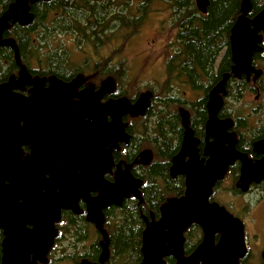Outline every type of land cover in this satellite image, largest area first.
<instances>
[{
  "label": "water",
  "instance_id": "water-1",
  "mask_svg": "<svg viewBox=\"0 0 264 264\" xmlns=\"http://www.w3.org/2000/svg\"><path fill=\"white\" fill-rule=\"evenodd\" d=\"M39 1L43 0H14L0 14V47L13 50L19 68L18 75L12 74L0 83V264H46L62 212L79 213L80 199L86 203V219L102 235L99 260L104 263L110 255L104 209L121 207L131 197L143 202V181L133 175L131 168L136 163L149 165L152 150H143L129 164L116 163L114 151L121 142L131 139L124 117L145 115L152 92H142L134 102L125 96L103 101L116 87L111 76L102 80L98 89L89 82L80 100L74 99L80 76L71 82L50 78L51 88L43 90L44 79L31 77L16 39L3 35L13 24H31V4ZM209 5L210 0H196L203 14ZM240 10L231 29V71L224 73L208 94L204 156L200 155L190 113L180 107L184 134L169 173L172 178L184 176L185 191L167 198L158 218L143 216L142 259L138 264H167L168 256L175 258V264H240L247 253L244 223L211 199L215 187L236 161L241 165L237 187L242 192L264 179V139L254 143V151L263 155L254 161L236 148L237 134L229 133L233 118L221 119L218 115L231 76L245 74L250 78L253 73L257 77L262 73L253 55L263 50L264 8L252 17L251 0H242ZM85 81L81 74V85ZM26 85L32 86L29 96L17 92ZM37 134L50 139L31 143ZM107 174H113V181L107 179ZM193 224L201 228L203 236L192 253L186 254L185 232ZM262 256L264 260V250ZM82 264L91 263L84 260Z\"/></svg>",
  "mask_w": 264,
  "mask_h": 264
},
{
  "label": "trees",
  "instance_id": "trees-1",
  "mask_svg": "<svg viewBox=\"0 0 264 264\" xmlns=\"http://www.w3.org/2000/svg\"><path fill=\"white\" fill-rule=\"evenodd\" d=\"M13 1L0 0V13L6 10ZM156 2H160V0H116L118 10L115 11L112 7V0L39 1L32 4L35 18L31 24L23 26L16 23L11 26L10 30H6L5 34L16 39L24 62L30 59L40 60L47 55L44 51L48 41V39L46 41V35L55 36L59 33L69 32L74 34L72 39L77 46L80 37L97 46L100 39L109 38L106 30L110 31L113 28L111 25L113 21H117L119 35L126 26L130 32H126L125 38L136 35L138 26L143 23L151 5ZM241 2L242 0H211L206 14L198 10L194 0H181L180 5L171 2L172 7L179 11L176 13L171 10L172 22L177 27V32L170 45L171 52L165 61L167 82H177L179 87L189 85L194 90L204 87V96L188 102L191 121L196 124V128L200 119V130H203L204 122L207 119V93L210 87L221 79L223 73L229 71L232 62L230 35L232 26L241 14ZM251 3L252 11L249 15L253 17L264 8V0H251ZM131 6L134 12L130 18L131 23H128L129 17L126 13L129 12L128 9H131ZM37 27L42 29L38 35L35 34ZM42 42H46V45L41 49ZM262 46L263 51L256 52L253 60L264 68V41ZM98 47L96 48L99 50ZM60 48V46L55 48L56 52L60 53ZM222 51L225 52L220 66L215 68L218 56ZM64 57L62 53L54 54L50 56V60L58 64L64 60ZM17 69L13 50L10 47H0V77H7L15 73ZM258 80L257 86L262 93L259 105L264 117V71ZM244 82L240 83L239 90L228 93L229 100L240 101L245 92H253L256 89V85L254 87L249 83L243 85ZM176 90L178 93L180 92L178 88ZM164 99L162 100V97L159 96L158 101L161 104H153L147 116L139 118L141 120L140 127L135 126L134 140L130 144L133 152L131 160L141 148L146 146L155 151L154 160L148 166L141 168L143 202L140 204L139 199L131 197L125 199L121 207H109L104 211L107 218L105 228L110 237V248L112 253L118 257L119 263L136 264L141 261L142 232L145 228L143 216L151 219L154 215L155 218H158L160 206L167 198L180 196L185 190L184 176L172 178L169 169L172 157L179 151L183 137L182 120L175 106L185 105L187 101L177 98V95L173 96V94L164 96ZM227 102L226 99V107L224 106L221 110L220 117L229 115ZM149 120H151L150 123ZM241 122L239 125L248 128ZM245 136L246 139L251 138L249 135ZM248 142L250 147L243 148L239 145L238 148L251 153L252 141L248 140ZM238 170L239 166H232L230 175L233 174L237 177ZM82 217V215L79 218L63 211L62 219L57 223L59 234L56 242L60 241L62 235L68 232L61 225L62 222L81 220V224H83L85 220ZM76 232L78 237H82L85 235V228L81 225V228H77ZM185 237L184 248L185 253L188 254L201 242L202 230L198 225L193 224L186 230ZM2 240L3 234L0 230V262ZM92 247L97 251L96 242L92 244ZM166 263L175 264V258L173 256L166 257Z\"/></svg>",
  "mask_w": 264,
  "mask_h": 264
},
{
  "label": "rangeland",
  "instance_id": "rangeland-1",
  "mask_svg": "<svg viewBox=\"0 0 264 264\" xmlns=\"http://www.w3.org/2000/svg\"><path fill=\"white\" fill-rule=\"evenodd\" d=\"M165 18L167 20V29L165 28L162 30L163 27H165ZM159 26H161L159 29L160 33L156 35L155 29L157 27L159 28ZM125 34V30H122L120 35L111 36L113 38L115 37L114 40H116L114 46L108 44L112 42L110 37L104 38L99 45H97L99 46L98 50L96 48L97 46L91 44V41L86 40H84V42L81 41L83 46H81V49H77V44L72 39L74 34L69 32L64 34L59 33L52 38V47L57 48L58 44H61V52L65 56L64 60L71 61L75 66L81 61V71L86 73L93 72V80L98 83L100 80L106 79L107 76H109L108 74H113L115 76L113 71L116 70L119 80L118 90L124 92L127 91L130 96H134L136 93L145 92L147 90L146 87L151 83L154 84L155 87L159 86L155 79H159L162 83L165 82L167 75L166 70L164 69V61L165 57L168 55L165 48L172 44L175 32L173 26H171V19L165 12L164 5L161 2H156L151 5L143 23L138 26V32L136 35H130V38L127 39L128 37L125 38ZM82 39L83 38L81 37V40ZM148 40H150V43L152 42V47H154L155 50L151 46V48L148 49L149 44L146 43ZM50 48L44 49V51L49 52ZM162 50L165 53L163 58ZM223 52L220 53L221 58ZM220 57L217 59L216 65L219 63ZM158 88L160 89L159 96H166L164 95V89L166 86L164 85L163 87ZM177 88L180 91L179 98L187 101L185 105L175 106V109L178 110V112L180 106H183L189 111L188 102L204 96V87L199 90H194L189 85H183ZM258 104H260V100L255 99V97L248 93L246 96H243L240 101H236L235 99L228 100L227 109L232 113L234 118L245 117L248 126L257 127L264 125L262 109L260 111L254 110ZM138 118H136V120L133 118V128H135V126L137 128L140 127L141 120ZM150 121L151 120L148 122L150 123ZM243 132L246 134L249 133L248 128H244ZM145 148H147V146ZM228 178L229 176L227 175L226 180H224V182L222 181V186H216V190H214L215 193L212 196L213 200L225 206L231 214L240 220L242 219L243 222H246L248 226H250V229H247L246 231L247 239L252 254L254 255V260L250 264H260L262 262L261 252L264 249V230L259 227H263L264 224L253 225L249 218H252L251 211L254 208V199H256L257 195L255 196L254 192L241 194L235 193V189L233 192L230 191L228 188H232L235 181L233 177ZM84 222L85 221H83V224L81 225L85 228L88 226V223ZM258 222L261 223V219H259ZM255 229H257V231ZM87 230L88 232L85 229L86 238L84 241H82L83 235L81 237V246H88L99 234L94 227H91L90 229L88 228ZM67 233H64L62 237L66 236L65 234ZM67 236L71 235L67 234ZM73 242H77V240H74ZM56 256L66 259L65 262L62 261L61 264H69L70 262L67 258L72 256V252H68L67 250L62 251V249H60L56 252Z\"/></svg>",
  "mask_w": 264,
  "mask_h": 264
},
{
  "label": "flooded vegetation",
  "instance_id": "flooded-vegetation-1",
  "mask_svg": "<svg viewBox=\"0 0 264 264\" xmlns=\"http://www.w3.org/2000/svg\"><path fill=\"white\" fill-rule=\"evenodd\" d=\"M43 1H45V0H43ZM100 1H104V0H100ZM195 1V3H196V0H194ZM160 2L164 5V9H165V12L167 13V15L170 17V19H171V26H173V29H174V32H175V34H176V32H177V27H175L174 26V24H173V22H172V16H171V10H174L176 13L179 11H176V9H174V7H172V5H171V2H173V3H176V4H178V5H180V3H181V0H160ZM35 4V3H34ZM210 4H211V0H210ZM112 7H113V9L115 10V11H117L118 9H117V3H116V0H112ZM209 7H210V5H209ZM209 7H208V9H209ZM181 8V7H180ZM7 9V8H6ZM129 10V12L128 13H126V11L124 12V14L126 13V15H127V17H129L128 18V23H131V19L130 18H132V15H133V9H132V6H131V9H128ZM2 11V10H1ZM5 11V10H4ZM4 11H2V12H4ZM31 11L33 12V14H34V18H35V12H34V9H33V7H32V4H31ZM181 11V10H180ZM1 12V13H2ZM0 13V14H1ZM138 15H140V13H138ZM166 18H165V22H164V26L165 27H163V29L162 30H164L165 28H166ZM116 22L117 21H113L112 22V26H113V28L109 31V30H106V34H109V37H110V39L112 40V42L111 43H108V44H111L112 46H114L115 44H114V42L116 41V40H114V38L113 37H111V36H117L119 33H118V30H117V24H116ZM168 22H169V20H168ZM14 25V24H13ZM12 25V26H13ZM169 26H170V24H169ZM129 27H131V25H129ZM161 28V26H159V28L157 27L156 29H155V34L156 35H158L159 33H160V29ZM11 29V28H10ZM10 29H8V30H10ZM125 29V32H130V30L129 29H127V26L124 28ZM167 29V28H166ZM42 32V29L41 28H39V27H37L36 28V30H35V34H39V33H41ZM162 32V31H161ZM4 34H5V32H4ZM3 34V35H4ZM6 35V34H5ZM4 35V36H5ZM6 36H10V35H6ZM5 36V37H6ZM48 35H46V41H47V39H48V41H47V45H46V42L45 43H43V44H41V49L46 45V47H45V49H47V48H50V50H49V52H46L47 53V55L45 56V57H47V58H45V57H42L40 60H36V59H30V60H26V62H24V60H22V62L26 65V67H27V69H28V71H29V73L31 74V77L34 79V78H43L44 79V82H43V90H47V89H50L51 88V86H52V84H51V82H50V78H54V77H56L58 80H61V81H63V82H71L74 78H76L77 76H80V83H79V86H78V88L76 89V93H77V96H75L74 97V99L75 100H80L81 99V91L86 87V85L90 82V83H93V84H95V87H96V89H98L99 87H100V84H101V82H102V80H100V82L98 83L97 81H94L93 80V78H94V74H93V72H82L81 71V61L79 62V64L77 65V66H75L71 61H65V60H62L60 63H54L53 61H51L50 60V56H52V55H54V54H56V55H59V54H61L62 52H61V48H60V53L59 52H56V49L55 48H53L52 47V45H53V40H52V38L54 37V35L53 36H51V35H49L48 37H47ZM231 36V35H230ZM130 38V36L127 38V39H129ZM103 39H100L99 40V43L102 41ZM110 40V41H111ZM81 41L82 42H84V38L81 40V37H80V39H79V42H78V46H77V49H81V46H83V44L81 43ZM150 40H148L146 43L147 44H149V48L148 49H150L152 46H153V44H152V42L150 43L149 42ZM264 41V36H263V40H262V42ZM261 45H262V43H261ZM61 47V44H58V46L57 47ZM151 46V47H150ZM102 47V46H101ZM263 47V46H262ZM53 48V49H52ZM154 50H155V48L154 47H152ZM166 49V51H167V53H168V55L165 57V61H166V58L169 56V54H170V52H171V47L170 46H167V48H165ZM146 50V49H145ZM230 50H231V48H230ZM263 51V50H262ZM150 52V51H149ZM162 53H163V55H162V58L164 57V55H165V53H164V51L162 50L161 51ZM223 52V51H222ZM221 52V53H222ZM225 52V51H224ZM224 52H223V55H224ZM257 52H261V51H257ZM256 52H254V54H255ZM220 57V55L218 56V58ZM253 57H254V55H253ZM222 58H223V56H222ZM222 58L220 57V61H219V63L216 65V68H218L219 66H220V63H221V61H222ZM15 59V58H14ZM64 59H65V57H64ZM231 60H232V54H231ZM164 61V64L166 63ZM16 62V61H15ZM217 62V61H216ZM253 62H254V60H253ZM70 63H72V64H70ZM254 64H255V66L258 68V69H261L262 70V73H261V75H259L258 77L255 75V73H253L252 75H251V77L250 78H247V76L245 75V74H243L241 77H239V78H235V77H233V76H231L230 78H229V80H228V82H227V85H226V89H227V95H226V97H225V101H226V99L227 100H229L228 98H227V96H228V93L229 92H232V93H234L235 92V90H239L238 88H239V86H240V83L242 82V81H245L244 83H242L243 85H245V83H249V84H251L253 87H254V85H256V89H254V91L253 92H245L244 94H243V96H246L248 93L249 94H251L253 97H255V99H257V100H261V98H262V93H261V91H260V89H259V87L257 86V82L259 81L258 80V78L259 77H261L262 76V74H263V71H264V68H263V66H260V64L259 63H257L256 61L254 62ZM93 65H95V64H93ZM232 65H233V60H232V62H231V64H230V66H229V71H226V72H230L231 71V68H232ZM144 66V65H143ZM19 69V68H18ZM18 69H17V71L15 72V73H12V74H15V75H18ZM164 69L166 70V65L164 66ZM226 72H224V73H226ZM113 73L115 74V76L113 75V74H108L109 76H111V77H113L114 78V80H115V83H116V87H115V90H114V92L113 93H110V94H107V95H105L104 96V98L102 99L103 101H107L108 99H110V98H119V97H123V96H125V97H127V98H129L130 100H131V102H134L138 97H139V95L142 93H136L134 96H130V94H129V92H124V91H119L118 90V87H119V80H118V77H117V74H116V70L115 71H113ZM223 73V74H224ZM12 74H10V75H12ZM81 74H83L85 77H86V81L81 85ZM9 75V76H10ZM9 76H7V77H0V83L1 82H3V81H6L7 80V78L9 77ZM223 76V75H222ZM108 77V76H107ZM222 78V77H221ZM156 80V82L158 83V85L159 86H157V87H155L154 86V84H150L149 86H147L146 87V91L145 92H147V91H151L152 92V97H151V105H150V107L148 108V110L146 111V113H145V115H143V116H138L139 118L140 117H146L147 116V114H148V111H149V109L153 106V104H156V103H160L161 104V102H159L158 101V99H159V91H160V89L158 88V87H162V85H166V89H164V95H171L172 93H173V96H175V95H177V98L179 97V93H178V91L176 90V88L177 87H179V85H178V83L177 82H167V78H165V82H161L159 79H155ZM221 80V79H220ZM218 82V81H217ZM216 82V83H217ZM215 83V84H216ZM214 84V85H215ZM168 85V86H167ZM213 85V86H214ZM213 86H211L210 87V89H209V91L213 88ZM168 87V88H167ZM32 88V86L31 85H26L25 87H24V89H18L17 90V92H19L20 94H22V95H25V96H29L30 95V93H29V90ZM209 91H208V93H207V100H208V94H209ZM38 96H40V95H38ZM162 97V100H165L164 99V96H161ZM225 101H224V105H223V107H222V109L224 108V106L226 107V105H225ZM207 103V102H206ZM180 107H183V106H180ZM179 107V108H180ZM184 108V107H183ZM221 109V110H222ZM207 110V109H206ZM228 110V109H227ZM254 110H256V111H260L261 110V108H260V105L258 104V105H256V109H254ZM221 112V111H220ZM190 113V112H189ZM180 114V113H179ZM220 114V113H219ZM218 114V115H219ZM138 117H131L130 115H127V116H125L124 117V121H126L127 123H128V126H127V128H126V130H127V132L131 135V139H130V141L128 142V143H125V142H121L120 143V147H119V149H116L115 151H114V159H115V162L116 163H118V162H120V161H124L126 164H129V163H133L136 159H138L139 158V155H140V152H142L143 150H145V149H150V148H144V149H141L140 151H139V153L131 160V158H132V154H133V152H132V149H131V143H132V141L134 140V133H135V131H134V128L132 127L133 126V121H134V119L133 118H135V120H136V118H138ZM181 117V116H180ZM220 117V116H219ZM228 117H231V118H233V120H234V124H233V127L231 128V129H229V133L230 132H233V131H235L236 132V134H237V144H236V148L238 149V150H240L239 148H238V146L239 145H241L243 148H247V147H250V144H249V142H248V140H251L252 141V145H251V153L249 152H246V153H248V156L249 157H251L254 161H256V160H258V159H261L262 157H263V155L262 154H258V153H256L255 151H254V143H255V141H258V140H262V139H264V125H262V126H257V127H253V126H248L247 125V119L245 118V117H236V118H234L233 116H232V113H230L229 112V115H227V116H224V117H220L221 119H225V118H228ZM138 118V119H139ZM207 118H208V113H207ZM207 120V119H206ZM206 120H205V122H204V128H203V130H200L199 129V124H200V119H199V123H198V126L195 128V125L196 124H194V122L193 121H191V123H192V127H193V129H194V135L197 137V138H199V143H198V147H199V151H200V155H201V157H203L204 156V154H203V151H204V147H205V124H206ZM240 121H242L241 123L242 124H244L245 126H247L248 127V130H249V133H245V132H243V129L245 128L244 126H242L241 124L239 125V122ZM182 122V121H181ZM22 124V123H21ZM241 126V127H240ZM183 134H184V128H183ZM245 135H249V136H251V138L250 139H246L245 137ZM245 136V137H244ZM50 139V136H48V135H41V134H37L34 138H33V140L31 141V143H34L35 144V142H38V141H46V140H49ZM182 139H183V137H182ZM182 143V142H181ZM124 148H125V150H124ZM180 148H181V146H180ZM26 149H28V150H26ZM25 150H26V152H28L29 151V148H28V146H25ZM152 150V152H153V159H152V161L154 160V158H155V151L153 150V149H151ZM180 150V149H179ZM241 151V150H240ZM179 152V151H178ZM177 152V153H178ZM242 152H245V151H242ZM176 153V154H177ZM175 154V155H176ZM174 155V156H175ZM173 156V157H174ZM172 157V158H173ZM151 161V162H152ZM125 163H123L122 164V169H124L125 168ZM141 166V167H140ZM144 166H148V165H142V164H139V163H136V164H133V166H132V168H131V171H132V173H133V175L137 178V179H141L142 181H143V178L141 177V168L142 167H144ZM232 166H239V174H238V176L236 177V176H234L233 174L232 175H230L231 173H230V170H231V168H232ZM232 166H230V168H229V171H228V173L226 174V176L228 175L229 176V178L230 177H233L234 178V181H235V183H234V186L232 187V188H228L230 191H232L233 192V190L235 189V193H239V194H241V193H248V192H254L255 193V196H256V199H254V208H253V210L251 211V214H252V218L251 217H249L250 218V221H251V223L253 224V225H257V224H264V179L260 182V183H255V182H253L251 185H250V187H249V189H248V191L247 192H242L238 187H237V182H238V179H239V176H240V162L239 161H236ZM114 170H115V168H114ZM139 172H140V174H139ZM226 176H225V178L222 180L223 182H224V180H226ZM106 177H107V179H109V180H111V181H113V179H114V176H113V174H107L106 175ZM228 178V179H229ZM222 181H220L218 184H217V186L218 185H220V186H222ZM143 184V183H142ZM141 187H142V185H141ZM141 187H140V189H141ZM216 188V187H215ZM218 188V187H217ZM214 190H216V189H214ZM185 191V190H184ZM141 192H142V190H141ZM215 193V192H214ZM214 193H213V195H214ZM92 195H96V193H93ZM212 195V196H213ZM134 198V197H133ZM211 199L213 200V197H211ZM78 205H79V209H80V212L79 213H75V211H73V210H64V211H67L68 213H70V214H73V215H76V216H78L79 218H81V215L83 216L82 218H83V220H85V223H88V226H86L85 227V229H86V231L88 232V228L90 229L91 227H94V229L96 230V231H98L97 229H96V227H95V225L93 224V223H91V222H89L87 219H86V203L83 201V200H79V202H78ZM110 207H116L115 205H112V206H110ZM109 208V207H108ZM81 209L83 210L82 212H81ZM106 209H104V211H105ZM105 214V213H104ZM62 219V218H61ZM107 219V218H106ZM259 219H261V223L260 222H258V220ZM242 220V219H241ZM242 222H243V220H242ZM106 223V222H105ZM244 223V231H245V237H246V241H247V253L245 254V256L243 257V258H241L240 260H239V263L240 264H250L251 262H253V260H254V255L252 254V251H251V247H250V244H249V241H248V239H247V233H246V231H247V229H250L249 227L250 226H248V224L246 223V222H243ZM61 225H63V227L64 228H66L67 230H68V233L67 234H69V235H71V236H67V234H65L66 236H63L62 238H60V241H58V242H56V239H57V237H56V239H55V242H54V245H53V247L51 248V250H50V252H49V254H48V262L46 263V264H61V262L63 261V262H65V258H60V257H57L56 256V252L58 251V250H60V249H62V251H64V250H67L68 252H72V256H70V258H67L68 259V261L70 262L69 264H82V262L85 260V261H87L88 263H91V264H123V263H119L118 262V257L116 256V255H114L113 253H112V251H111V248H110V255H109V257L105 260V262L104 263H101V261L99 260V258H100V254H101V251H102V248H101V245H100V241L102 240V235L100 234V232L98 231V235H97V238L95 239H93V241L87 246V245H82L81 246V236L80 237H78L77 235H76V229L77 228H81V220L80 221H76V222H73V221H65V222H62V224ZM259 228H263V230H264V226L263 227H259ZM256 231H257V229H255ZM108 232V231H107ZM58 234H59V232H58ZM58 236V235H57ZM202 236H203V232H202ZM85 238H86V234L83 236V240L82 241H84L85 240ZM217 239H218V236H217ZM74 240H77V242H73ZM202 240V239H201ZM73 243H72V242ZM97 243V245H98V249H97V251H96V249L94 248V247H92V244L93 243ZM85 244H86V242H85ZM197 247V246H196ZM195 247V248H196ZM194 248V249H195ZM193 249V250H194ZM192 250V251H193ZM264 250V249H263ZM263 250H262V252H263ZM192 251L191 252H189L188 254H190V253H192ZM262 252H261V258H262V262L260 263V264H264V260H263V256H262ZM187 254V253H186ZM139 263V262H138ZM138 263H136V264H138Z\"/></svg>",
  "mask_w": 264,
  "mask_h": 264
},
{
  "label": "bare ground",
  "instance_id": "bare-ground-1",
  "mask_svg": "<svg viewBox=\"0 0 264 264\" xmlns=\"http://www.w3.org/2000/svg\"><path fill=\"white\" fill-rule=\"evenodd\" d=\"M261 107V106H260Z\"/></svg>",
  "mask_w": 264,
  "mask_h": 264
}]
</instances>
